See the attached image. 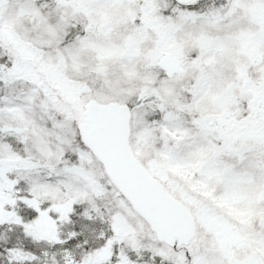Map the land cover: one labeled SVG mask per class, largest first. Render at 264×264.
Listing matches in <instances>:
<instances>
[{
    "label": "snow or ice",
    "instance_id": "6c2138e0",
    "mask_svg": "<svg viewBox=\"0 0 264 264\" xmlns=\"http://www.w3.org/2000/svg\"><path fill=\"white\" fill-rule=\"evenodd\" d=\"M0 264H264V0H0Z\"/></svg>",
    "mask_w": 264,
    "mask_h": 264
}]
</instances>
